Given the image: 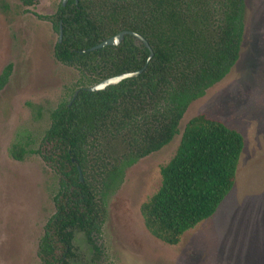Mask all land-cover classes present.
Returning <instances> with one entry per match:
<instances>
[{"label":"trees","instance_id":"16d2710c","mask_svg":"<svg viewBox=\"0 0 264 264\" xmlns=\"http://www.w3.org/2000/svg\"><path fill=\"white\" fill-rule=\"evenodd\" d=\"M39 17L59 33L62 28L55 58L80 70L87 84L51 113L37 150L34 137L22 134L10 155L22 162L38 154L57 176L55 213L39 243L41 264L85 260L75 246L77 233L84 235L95 262L103 254L99 242L109 198L126 170L172 143L189 107L238 64L246 0H69L55 16ZM123 31L144 37L152 59L131 36L118 47L90 51ZM142 69L137 78L88 91L106 78ZM12 70L9 65L2 72L0 92ZM244 144L241 133L223 122L206 114L192 118L176 155L161 169L158 191L141 206L146 229L177 246L213 217L235 186Z\"/></svg>","mask_w":264,"mask_h":264},{"label":"rangeland","instance_id":"374dc122","mask_svg":"<svg viewBox=\"0 0 264 264\" xmlns=\"http://www.w3.org/2000/svg\"><path fill=\"white\" fill-rule=\"evenodd\" d=\"M34 1L0 0V76L13 67L0 92V264H41L39 243L57 191L56 174L38 154L20 162L10 149L31 134L37 150L51 113L87 84L80 70L57 61L59 32L39 17L55 16L62 0ZM200 114L240 132L244 150L235 186L215 215L170 246L146 229L141 206L158 191L161 169ZM75 246L85 256L76 264H264V0H246L241 57L230 75L189 107L172 143L126 170L108 201L102 257L92 261L82 234Z\"/></svg>","mask_w":264,"mask_h":264},{"label":"water","instance_id":"95a60500","mask_svg":"<svg viewBox=\"0 0 264 264\" xmlns=\"http://www.w3.org/2000/svg\"><path fill=\"white\" fill-rule=\"evenodd\" d=\"M68 1L69 0H62L63 6H66ZM127 36H131V37L137 39L138 41L142 42L146 46V48L148 50H150V52H151L149 60L152 59L154 53H153L148 41L144 37H142L141 35H139V34H137L135 32H132V31L120 32L117 35H115V36H113V37L101 42L97 46H94L93 48L90 49V51H97L99 49H103V48H106V47H118L119 45H121L125 41ZM62 39H63V30H62V28H60L59 41L61 42ZM144 69H142L140 71H137V72H128V73H124V74H121V75H117V76H113V77H110V78H106V79L102 80L101 82L95 84L94 86L89 87L88 91L89 92H94V93L100 92V91H104V90L107 89V87L116 86V85L120 84L124 80L134 79V78L139 77L144 72ZM78 169H79V172H80V178L82 180L83 177H82V173H81L80 167H78Z\"/></svg>","mask_w":264,"mask_h":264}]
</instances>
